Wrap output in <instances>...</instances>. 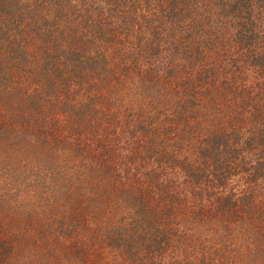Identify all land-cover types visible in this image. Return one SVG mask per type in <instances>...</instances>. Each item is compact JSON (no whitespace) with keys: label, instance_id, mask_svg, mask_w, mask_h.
Here are the masks:
<instances>
[{"label":"trees","instance_id":"1","mask_svg":"<svg viewBox=\"0 0 264 264\" xmlns=\"http://www.w3.org/2000/svg\"><path fill=\"white\" fill-rule=\"evenodd\" d=\"M23 69L36 113L0 88V125L78 155L86 213L0 218V264H264V0H2L0 83Z\"/></svg>","mask_w":264,"mask_h":264},{"label":"rangeland","instance_id":"2","mask_svg":"<svg viewBox=\"0 0 264 264\" xmlns=\"http://www.w3.org/2000/svg\"><path fill=\"white\" fill-rule=\"evenodd\" d=\"M18 5H21V0H12V6ZM26 74L28 71L24 69L18 71V75L8 80L7 88L0 83L3 92L8 93L10 100L14 101L15 112L30 109L28 104L25 106L22 101L25 90L19 92L16 88L23 85ZM132 97V90L127 91L126 88L120 94L117 106L122 108L127 104V108L132 110L135 107ZM31 112L36 113L34 110ZM0 121L5 122L3 118H0ZM56 142L53 145L47 144L44 136L30 140L0 125V218L9 219H6V223L11 222L17 227L18 224L14 221L17 216L20 222L25 224L30 222L35 225L40 220L57 229L62 227V223L70 228L72 223L85 221V184L82 191L79 190L70 178L71 175L78 177V174L72 173L71 167L63 166L67 163L80 164L78 155H72L66 149L59 152L61 146ZM15 212L20 215H15ZM89 212L91 213L90 210ZM64 216L67 217L66 223L63 222ZM100 224L98 215H93V227L98 230ZM243 225V222H238L235 231L233 228L226 230L223 236L227 234L226 238L231 239L232 245L223 244L224 247L234 248L233 251L245 248L250 244L251 237L252 246L256 245L260 234L257 237L256 234L251 235Z\"/></svg>","mask_w":264,"mask_h":264}]
</instances>
